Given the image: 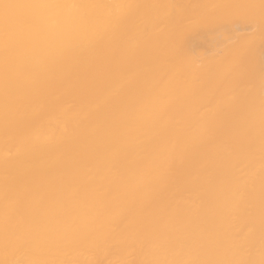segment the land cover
Here are the masks:
<instances>
[{
    "label": "bare ground",
    "instance_id": "obj_1",
    "mask_svg": "<svg viewBox=\"0 0 264 264\" xmlns=\"http://www.w3.org/2000/svg\"><path fill=\"white\" fill-rule=\"evenodd\" d=\"M0 264H264V0H0Z\"/></svg>",
    "mask_w": 264,
    "mask_h": 264
}]
</instances>
